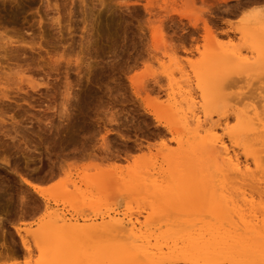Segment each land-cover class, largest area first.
Here are the masks:
<instances>
[{
    "label": "rangeland",
    "instance_id": "374dc122",
    "mask_svg": "<svg viewBox=\"0 0 264 264\" xmlns=\"http://www.w3.org/2000/svg\"><path fill=\"white\" fill-rule=\"evenodd\" d=\"M1 40L13 45L0 48V81L15 85L10 99L0 97V189L7 194L0 245L17 255L0 264H44L56 251L79 264H194L182 242L174 247L175 234L208 225L227 226L219 230L226 233L231 223L223 217L232 211L209 203L223 200L203 191L200 163L183 146V122L195 131L199 119L198 137L213 136L231 152L236 111L254 106L264 116V67H252L264 53V0H0V47ZM233 52L253 61L252 69L229 65ZM19 74L42 86L20 85ZM188 91L194 108L183 101ZM179 169L192 182L175 195L133 186L143 178L165 188ZM242 210L232 216L249 233L244 240H264V210ZM14 227L30 242V256ZM138 245L148 261L135 259ZM224 250L221 263L237 260Z\"/></svg>",
    "mask_w": 264,
    "mask_h": 264
},
{
    "label": "bare ground",
    "instance_id": "6f19581e",
    "mask_svg": "<svg viewBox=\"0 0 264 264\" xmlns=\"http://www.w3.org/2000/svg\"><path fill=\"white\" fill-rule=\"evenodd\" d=\"M248 31L249 33H251L252 30L248 29ZM1 41H2V47H0L1 50L3 49L4 51H6L7 49H9L8 47L13 45L12 42H5L4 40ZM253 53L255 54V52ZM241 56L242 53L240 52L239 53L233 52L232 54L230 53L229 56H227L229 65L232 64V67L239 71L249 70V68L252 69L249 66V62L251 60L250 59L246 60L245 59L246 57L242 58ZM255 60H254L255 64L253 63V61L250 62L251 65L253 63L252 67L256 65L258 68L264 67V53L262 54V56L260 55L256 56ZM216 74L215 71H213L209 75V77L212 80V84L215 83V79L219 77L218 74L217 75ZM8 76H10V74H8ZM8 76L7 74L5 75L6 78ZM23 76H25V74H23ZM23 76L22 74H19L13 80L15 81V79H17V82L20 85L25 84L33 90H36L42 86V84L40 85V83H38L35 79L33 80L30 77H23ZM8 79L9 81L11 80V78L9 77ZM1 81H0V97L3 100L4 99L8 100L10 99V95L8 91L9 85L11 83L15 85V82L13 83L11 81V83L9 82L8 86H5L8 83L7 80L5 81V83L7 82L6 84L2 83ZM20 90L22 89L20 88ZM201 91L202 93L206 92L205 89H202ZM186 94L187 96L183 101H186V104L191 103L193 106L190 105V107L194 108L195 106L194 100L193 98L189 97L190 91L186 92ZM235 116H236V125L233 128V130L230 132V143L232 145L231 152L228 151V148L222 141H219L217 138L213 136L207 135L206 138L198 137L199 128L201 127L199 119L195 120L196 121L195 131L194 129L193 130L190 129L189 121L183 122V126L188 134L187 138L184 140L185 143L183 144V146L188 147L187 148V151L189 153L188 156L193 159H197L198 162L200 163V167H201L200 172L203 173V178H204L203 181L200 182L204 184V188L202 187V189L203 191H205V194L207 195L210 194L214 196L217 195L219 198L223 200V201L209 202L211 205H213L215 208L218 209L220 208L221 210L224 209L225 211L226 209H229V211L227 210L228 212L232 211V213L235 214L243 211L242 209L244 206L246 208L248 207V209H251L252 211L255 209L264 210V116L263 114L259 113L258 109L254 106L237 110ZM190 130L194 132H191ZM240 153H242L245 156L246 158L245 163L240 160L239 157ZM249 160H251L253 165L255 166L254 172L250 168ZM227 180H229L228 183L232 185L230 186L228 184L230 187H232L231 190L233 191V194L229 197L230 199L222 195L226 191L225 189L228 188L226 187ZM157 181H159V179ZM22 182L25 184V186L33 189L37 194L41 196L44 195V190L39 185H36L35 183H32L31 181L25 178L22 179ZM189 182L192 181L186 178L182 170L179 169L174 174H172L171 179H169L168 181V186H166L165 188L160 185H157L161 182L154 183L151 182V180L150 182H146L144 181L143 178L139 180L136 179L133 186L136 187L137 189H140L141 192L145 194L161 195L162 197H165L166 194L168 193L169 195H171V193H174L175 195V193L178 192V189L179 191L184 190L185 188L183 187H188L186 185ZM163 189L166 190L163 191ZM3 192L4 191L0 189V200L3 198L5 199V197L7 196L6 192H5L6 195L3 194ZM256 198H258L259 200L258 202H256ZM235 199H237L238 201ZM164 202H168V200ZM184 202L182 200V204ZM239 203H243L245 205L240 206ZM169 204L171 205L170 202L165 205L170 206ZM187 204L190 203L187 202ZM228 204H230L229 206H231V208H228L229 207ZM220 209L218 213L222 214L224 210L222 212L220 211ZM232 213L230 214V217L228 215L229 213H227V215L223 217V219H227V221L231 223L226 233H222L219 230L220 229L221 231L225 230L227 226H225L224 228H220V227L216 228L210 225H208V228L204 232L201 228L199 234H194L195 232L193 231V229L192 232L190 231L181 234L178 232V234H175L174 236V237H178V239H176V241L174 242L176 243L174 247L177 248L179 246L180 248H182L181 244H183V246L185 245V249L182 248L184 250V251L182 250L183 251L182 253L186 257H188V259L190 258V261L193 262L194 264H200V263L225 264V262L221 263L220 261L221 259L224 258V257L222 258L223 251H225L224 249L227 250L229 249V251L230 250L235 251L236 252L235 256L236 255L238 256V258L236 256L237 260L229 261L230 263L228 264H264V240L258 239L253 243L246 242L244 238H247L249 233L243 232L240 228L236 226L238 222L237 223L234 222L235 215H233L234 216L233 217ZM237 215L238 214H236V217ZM226 216H228V218H226ZM4 221L5 219H0V230H2V226H4L3 225L5 223ZM68 225L69 224L67 223V220L62 219V229L65 228L69 231ZM118 227L121 228L122 225H119ZM14 228L16 230V234L20 241V245L23 252L30 256L32 252V247L30 246V242L28 241L27 237L22 234V230L20 227H14ZM255 228L256 226L252 225L251 229H255ZM201 231L203 233H201ZM254 231L255 230L249 232H254ZM121 232H124V229ZM69 234L71 235V238L73 235L75 240L79 238L78 232H76L75 229L73 228ZM69 234H68V239H69ZM123 234L125 233H122V235ZM205 234H207L208 236ZM224 234H227L228 237H226L227 235L224 237ZM130 237L131 239H135L136 236L134 234H131ZM74 238H72V241L74 240ZM3 241H5L4 232H3ZM46 242L48 243V241ZM178 242H182V243L179 244ZM59 244L62 245V242ZM56 247L54 248L57 249ZM134 247H133V252L135 253L134 256L135 259L140 258L142 256L147 261L149 260V256L148 254H146L145 249H143L142 251L139 245ZM47 248H51V247H47ZM66 249L67 247L65 246V250ZM179 250L176 249L177 252ZM232 251H230V253H232ZM64 252L59 253L56 251L53 255H50L48 258L44 260L45 261L44 264H58L60 262L62 263L63 262L62 260H64L66 264H79L78 257H73V255L72 256L70 255L71 257H69L68 254L66 255V253ZM15 255H17L16 250H14L13 248H9L5 242H3L0 245V259L2 258L14 259ZM225 255H227V253Z\"/></svg>",
    "mask_w": 264,
    "mask_h": 264
}]
</instances>
